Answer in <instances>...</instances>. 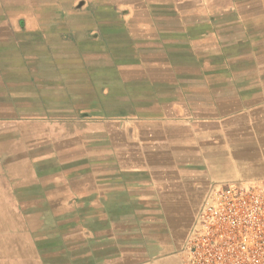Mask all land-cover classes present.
<instances>
[{
	"label": "crops",
	"instance_id": "1",
	"mask_svg": "<svg viewBox=\"0 0 264 264\" xmlns=\"http://www.w3.org/2000/svg\"><path fill=\"white\" fill-rule=\"evenodd\" d=\"M80 113L139 123L147 134L190 128L200 149H221L213 152L223 164L231 145L246 160L232 171L169 165V177L140 186L158 206L135 221L111 220L80 192L65 196L69 212H45V229L27 211L42 198L37 183L0 181V215L30 222L13 264H184L211 185L242 181L264 193V0H0V159L16 153L22 124L51 129Z\"/></svg>",
	"mask_w": 264,
	"mask_h": 264
},
{
	"label": "rangeland",
	"instance_id": "2",
	"mask_svg": "<svg viewBox=\"0 0 264 264\" xmlns=\"http://www.w3.org/2000/svg\"><path fill=\"white\" fill-rule=\"evenodd\" d=\"M77 115V118L54 119L51 129L44 124H22V143L16 147V153L0 159L3 169L0 181L37 183L42 198H39L38 209L28 205L27 211L38 213L39 229L50 225L45 212H57L54 219L56 215L60 218L67 215L69 211L66 209L69 208L65 207L72 204L66 203L65 196L77 197L80 192V196L85 197L84 204L99 207L111 220L135 221L147 212V207L154 211L158 206L153 194L149 193L148 197L140 193V186L147 180L152 185L160 178L169 177L171 173L166 170L169 165L175 163L189 173V170L197 169L200 160L202 164L208 162L212 167L215 163L219 168L228 167L232 171L237 162L246 160L244 149L231 145L222 149L230 156L228 164H223V156L213 152L221 149H200L203 142L190 134V128L147 134L139 123L110 116ZM14 149L10 151L14 152ZM170 149L194 153L202 150L204 153L202 156L179 155L175 158L159 155ZM127 183L131 187H126ZM129 188H133V194L127 192ZM51 195L55 201L50 203L46 196ZM92 217L88 216V221ZM56 222L61 220H55L54 225ZM29 223L24 217L16 219L7 211L5 217L0 215V261L14 263V243L19 245L20 240L25 246L28 244L29 236L23 229Z\"/></svg>",
	"mask_w": 264,
	"mask_h": 264
},
{
	"label": "built area",
	"instance_id": "3",
	"mask_svg": "<svg viewBox=\"0 0 264 264\" xmlns=\"http://www.w3.org/2000/svg\"><path fill=\"white\" fill-rule=\"evenodd\" d=\"M184 264H264V194L242 181L213 184L183 243Z\"/></svg>",
	"mask_w": 264,
	"mask_h": 264
}]
</instances>
